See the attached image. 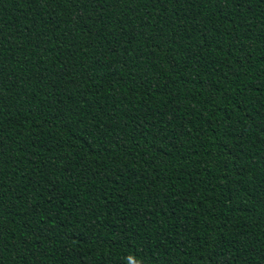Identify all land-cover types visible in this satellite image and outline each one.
<instances>
[{"label":"trees","instance_id":"trees-1","mask_svg":"<svg viewBox=\"0 0 264 264\" xmlns=\"http://www.w3.org/2000/svg\"><path fill=\"white\" fill-rule=\"evenodd\" d=\"M0 264H264V0H0Z\"/></svg>","mask_w":264,"mask_h":264}]
</instances>
